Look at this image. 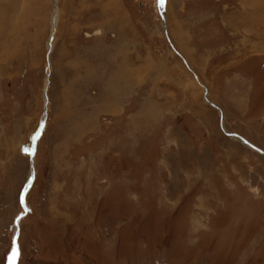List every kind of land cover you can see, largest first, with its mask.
Segmentation results:
<instances>
[{
  "label": "rangeland",
  "instance_id": "1",
  "mask_svg": "<svg viewBox=\"0 0 264 264\" xmlns=\"http://www.w3.org/2000/svg\"><path fill=\"white\" fill-rule=\"evenodd\" d=\"M18 1L0 264H264V0Z\"/></svg>",
  "mask_w": 264,
  "mask_h": 264
},
{
  "label": "bare ground",
  "instance_id": "2",
  "mask_svg": "<svg viewBox=\"0 0 264 264\" xmlns=\"http://www.w3.org/2000/svg\"><path fill=\"white\" fill-rule=\"evenodd\" d=\"M4 0H0V37L2 38V39H5V34H6V31H7V20H8V18H11V16L13 15V13L14 12H16L17 13V8H18V3L16 4V2H19L18 0H8L9 2L7 3V2H3ZM20 3V2H19ZM57 4H58V0H54V2H53V10H52V16H51V20H50V28H51V30H50V34H51V37H50V39L48 40V42H47V47H48V51H49V53L51 52V50H52V44H53V33H54V31L56 30V25H57V16H58V7H57ZM18 5V6H17ZM23 6V5H22ZM164 6H160L159 5V11H160V14L162 15V16H164V8H163ZM19 12V11H18ZM20 14V13H19ZM15 15V14H14ZM161 16V19L163 20V17ZM20 18V17H19ZM19 18H17L18 20H19ZM15 28V27H14ZM16 30V29H15ZM18 31V30H17ZM1 41V40H0ZM3 41V40H2ZM2 45H3V47L4 48H7V43L5 42H2ZM207 99H205V101H206ZM215 107V106H214ZM222 115V114H221ZM222 117V116H221ZM42 121H43V119H42ZM40 131H41V129H40ZM40 131L36 134V138L38 137V135L40 134ZM225 134L228 136V137H231L233 140H235V141H241L242 143H244L245 144V142L247 143V141H245L242 137H239V136H237V135H235V134H231V133H227V132H225ZM245 141V142H244ZM35 145H36V142H35ZM245 145H247L248 146V143L247 144H245ZM253 149H255V150H257L256 148H254L253 146H251ZM34 152H35V148L33 147V154L30 156V159H31V161L33 160V165H32V167H34ZM257 152L258 153H260L261 155H263L264 156V152L263 151H261V150H257ZM33 180H34V173H33V171L31 170V172H30V174H29V177H28V180H27V182H26V184H25V187H24V190H23V199H24V197H25V193L27 194V192H28V187H29V185L31 184V182H33ZM24 201V200H23ZM24 209H25V207H24ZM19 258V257H18ZM17 258V259H18ZM16 259V261H15V263H17V260Z\"/></svg>",
  "mask_w": 264,
  "mask_h": 264
},
{
  "label": "snow or ice",
  "instance_id": "3",
  "mask_svg": "<svg viewBox=\"0 0 264 264\" xmlns=\"http://www.w3.org/2000/svg\"><path fill=\"white\" fill-rule=\"evenodd\" d=\"M158 2L160 4V6L162 7L163 4H164V0H158ZM24 151H25L26 155H31L32 154L31 151L28 150V149H25ZM21 202L23 203V196L21 197ZM17 257H18V249L15 247V242H14L13 251H12V254H11L10 258H9L10 259V264H15V261H16Z\"/></svg>",
  "mask_w": 264,
  "mask_h": 264
},
{
  "label": "water",
  "instance_id": "4",
  "mask_svg": "<svg viewBox=\"0 0 264 264\" xmlns=\"http://www.w3.org/2000/svg\"><path fill=\"white\" fill-rule=\"evenodd\" d=\"M158 1V0H157ZM38 130H40V127L38 128ZM37 130V131H38ZM35 139H36V136H33V139H32V141H31V144H30V151H31V153L33 154V147H34V144H35ZM245 142V141H244ZM246 143V142H245ZM31 154V155H32ZM30 155V156H31Z\"/></svg>",
  "mask_w": 264,
  "mask_h": 264
},
{
  "label": "crops",
  "instance_id": "5",
  "mask_svg": "<svg viewBox=\"0 0 264 264\" xmlns=\"http://www.w3.org/2000/svg\"><path fill=\"white\" fill-rule=\"evenodd\" d=\"M235 102H236V100H235ZM232 108H233V109H235V108H238V109H239V107L237 106V102L233 104V107H232ZM235 110H236V109H235ZM243 115H245V114H243Z\"/></svg>",
  "mask_w": 264,
  "mask_h": 264
}]
</instances>
